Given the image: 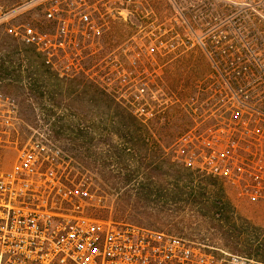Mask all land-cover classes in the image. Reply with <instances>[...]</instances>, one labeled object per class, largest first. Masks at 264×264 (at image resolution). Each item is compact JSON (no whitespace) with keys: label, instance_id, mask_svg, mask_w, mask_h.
Masks as SVG:
<instances>
[{"label":"built area","instance_id":"obj_1","mask_svg":"<svg viewBox=\"0 0 264 264\" xmlns=\"http://www.w3.org/2000/svg\"><path fill=\"white\" fill-rule=\"evenodd\" d=\"M50 31L29 23L8 34L33 49L61 79L86 73L85 52L99 46L114 20L131 22L140 0H40ZM173 3L182 30L164 26L153 12L146 37L123 48L106 74L108 85L145 118L158 89L149 68L156 56L199 49L210 70L192 97V126L174 143L177 161L212 178L237 200L264 203V0H239L237 12H214L209 0ZM172 34L180 39L164 35ZM183 36V38L181 37ZM18 105L0 92V148L16 145ZM63 152L43 138L16 148L0 167V264H264L158 230L90 216L92 195L68 186Z\"/></svg>","mask_w":264,"mask_h":264},{"label":"rangeland","instance_id":"obj_2","mask_svg":"<svg viewBox=\"0 0 264 264\" xmlns=\"http://www.w3.org/2000/svg\"><path fill=\"white\" fill-rule=\"evenodd\" d=\"M140 1L132 23L111 21L99 46L85 52L86 73L65 80L7 32L10 26L27 23L49 32L43 3L0 0V92L12 97L19 110L12 139L17 144L0 148V167L11 166L16 148L28 140H50L63 152L65 183L81 185L92 195L90 216L158 230L264 263V252L227 246L230 241L221 223L204 215L208 199L214 200L223 189L218 200L228 202L237 217L263 230V238L264 203L237 200L218 181L184 168L173 151L175 141L192 126L187 104L210 70L203 52L195 49L156 56L148 79L151 88L158 90L149 115L141 118L144 126L124 124L119 116L118 103L133 113L132 107L110 90L117 85L109 86L106 74L115 57L123 59V48H136L146 37L151 21L146 11L164 23L163 29L173 26L182 30L170 0ZM176 1L190 11V0ZM238 2L209 0V5L214 12H237L232 3ZM173 36L164 35L180 41Z\"/></svg>","mask_w":264,"mask_h":264},{"label":"trees","instance_id":"obj_3","mask_svg":"<svg viewBox=\"0 0 264 264\" xmlns=\"http://www.w3.org/2000/svg\"><path fill=\"white\" fill-rule=\"evenodd\" d=\"M118 106L122 110L123 114L120 113L119 116L124 124L129 123L127 125L144 126L142 125L143 120L129 111L128 107H124L120 103H118ZM126 111L129 113H126ZM136 129L140 128L137 127ZM193 194V192H190L189 196L196 199ZM206 194H203L201 200L205 199ZM220 194H223V189H219L217 192V195ZM217 195L214 200L208 199V205L206 206L208 210L204 215H208L221 223V228L225 229L228 240L230 241L227 246L235 245L237 247H243L245 252L250 253L264 252L263 230L237 217L233 207L228 202L223 201V199L218 200Z\"/></svg>","mask_w":264,"mask_h":264}]
</instances>
